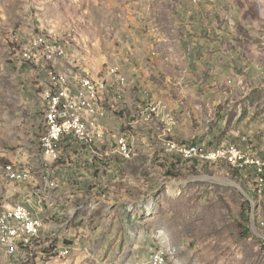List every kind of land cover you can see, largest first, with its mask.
Returning a JSON list of instances; mask_svg holds the SVG:
<instances>
[{"label":"rangeland","instance_id":"1","mask_svg":"<svg viewBox=\"0 0 264 264\" xmlns=\"http://www.w3.org/2000/svg\"><path fill=\"white\" fill-rule=\"evenodd\" d=\"M145 6V0H0V166L11 162L9 157L22 164L38 159L46 130L42 67L25 61L22 52L36 46L48 59L39 40L44 36L54 44H67L71 56L101 76L123 44L133 43L129 17ZM170 109L173 137L179 141L177 134L183 131L179 142L196 144L195 118L188 115L181 124ZM145 123L135 127V137L129 125L121 130L118 144L129 141L134 154L119 173L122 182L115 194L89 192L88 198L76 199L85 202L82 208L65 200L64 218L53 235L41 239L37 251L22 249L13 258L0 250V264H150L151 252L159 247L170 264H264V193L254 192L251 170L182 159L184 163H172L177 168L172 171L161 135L164 123ZM229 127L220 125V139L230 133ZM40 170H32L40 180L35 185V180L12 182L17 193L5 201L18 202L19 188L24 187L37 197L31 203L50 205V196L36 190L46 175ZM241 224L248 228L246 235ZM63 246L69 247L65 256L58 253Z\"/></svg>","mask_w":264,"mask_h":264},{"label":"crops","instance_id":"2","mask_svg":"<svg viewBox=\"0 0 264 264\" xmlns=\"http://www.w3.org/2000/svg\"><path fill=\"white\" fill-rule=\"evenodd\" d=\"M145 2L142 10L129 17L133 43H124L118 58L105 67L101 76L97 75L98 80L106 84L102 102L108 114L91 121L95 132L101 135L95 147L74 137H63L58 146L60 157L50 164L45 163L42 149L39 158L27 161L29 164L8 158L13 165L31 172L38 173V167L41 172L45 171L36 190L50 196L53 202L46 207L34 205L31 200L37 197L24 187L19 188L18 202L5 201L16 195L14 183L32 184L35 180V185L40 180L35 179L32 172L31 181L12 183L6 175L8 164L0 166V210L23 204L40 214L44 220L43 241L53 235L59 220L64 218L65 200L74 204L80 197L88 198L89 192L107 195L121 184L119 173L129 162L119 152L118 141L124 135L121 130L129 125L130 135L135 137L134 134H139L135 127L142 121L151 127L163 121L161 117L144 120L141 116L147 90L165 106V122L174 116L170 107L181 117V124L186 123L188 115L195 118L193 137L205 151L233 142L264 158V0ZM71 60L81 68L87 65L70 55L71 68ZM47 61L48 67L53 63L68 67L64 66L67 61L50 55ZM41 71V82L45 86L47 75ZM121 75L127 78V84L119 93ZM42 111L45 121L44 107ZM227 123L231 131L220 139V125ZM184 135L183 131L178 132L177 139L182 141ZM167 156H170L167 157L169 164L175 162L171 158L175 157L173 154L167 153ZM16 160L19 162H14ZM76 204L80 206L85 202Z\"/></svg>","mask_w":264,"mask_h":264},{"label":"bare ground","instance_id":"3","mask_svg":"<svg viewBox=\"0 0 264 264\" xmlns=\"http://www.w3.org/2000/svg\"><path fill=\"white\" fill-rule=\"evenodd\" d=\"M60 44L65 48V50H55L49 51V48H45V53L49 52L50 56L54 58H58V60L67 61L70 63V53L68 50L67 44L63 42L55 43ZM31 50H24L22 52V58L26 60V56L30 54ZM43 52V50H42ZM43 55V54H42ZM90 67H82V70H89ZM56 70L59 71V76L62 77V85H67V92L73 96L80 98H89V97H98L99 102H102V94L104 89H106V84L103 81L98 80L97 75L93 71V75H89L88 77H80L81 71H74L71 67H61L53 63L48 67V75H47V86H55L56 84ZM102 80V79H101ZM127 78L124 75L119 76V93H122L127 84ZM89 85V86H88ZM145 95V106L141 111V116L144 120H151L154 117H161L163 119L164 127L162 129L161 135L164 137V145L166 151L169 153H177L184 156L186 159L195 160V159H203L208 162H226L228 164L233 165V160H240V152H233L232 159L230 157H222L215 155V149L211 151H202V149H194V150H184V147H191V144L185 142H179L176 140L175 144H172V137L169 135H173L174 128L170 119L168 122H165V106L156 101L149 90L144 92ZM123 96V95H122ZM42 99L45 107V123H46V132L43 134L41 139V146L44 152V161L45 163H52L59 159L60 151L58 149V144L63 137H55V116H51L50 110V102H49V90H46V86H44L42 91ZM106 106V105H105ZM104 106V109H99L97 103H92V101H83L82 107H76L73 109V116L76 118H83L84 125H92V120L104 118L107 116V109ZM93 134L98 135L93 129ZM78 140L90 147H95V144L98 140V137H92L87 133L78 134ZM121 143V142H120ZM51 147V149L56 153L57 157H53L50 162V155L46 152L47 146ZM129 141L123 140L119 146L120 154L127 160L131 159L133 156V146ZM197 145V144H196ZM222 147H226L222 146ZM95 150V149H94ZM96 151V150H95ZM238 168H243L237 165H233ZM263 166H264V158H263ZM21 167H17L15 165H7V169H17ZM6 169V175H7ZM26 178L20 179H10L13 182H29L32 180V172L30 169L23 168ZM253 190L255 193L261 195L264 193V188L261 192L260 189L257 188V185H253ZM151 208V203L148 205ZM15 207L21 209V213L23 216H37L39 222L40 233H37L35 237H33L31 230L26 222H23L22 217L19 215L18 211H13ZM0 249L4 250L8 256L15 257L22 249L34 250L37 251L39 245L41 243L42 236V228L44 226V220L40 214H37L31 211L27 206L23 204H17L12 206L11 208H2L0 210ZM8 235H14V237H9ZM15 238H19L21 244H15ZM8 246H13L12 249H9ZM69 252V247L63 246L58 250V253L62 256L67 255ZM168 253V252H167ZM169 254V253H168ZM168 255L165 250L159 252V257H157V250H153L150 254V264H170L168 261Z\"/></svg>","mask_w":264,"mask_h":264},{"label":"built area","instance_id":"4","mask_svg":"<svg viewBox=\"0 0 264 264\" xmlns=\"http://www.w3.org/2000/svg\"><path fill=\"white\" fill-rule=\"evenodd\" d=\"M39 40L41 41V48H49V51L55 50H65L63 46L60 44H54L53 40L45 39L44 36H40ZM26 60L28 62H34L37 65H40L45 75H48V62L46 56L40 55V48L36 46L31 47L30 54L26 56ZM72 68L81 69L80 77H88L89 75H93V70H82L80 65L71 60ZM46 90H49V102H50V110L51 116H55V131L54 136L57 137H74L78 140V134L87 133L92 137H101V135L93 134V125H84L83 118H76L73 116V109L76 107H82L83 101H92V103H97L99 109H104V102H99L98 97H89V98H80L73 96L67 92V85H62V77L59 76V71L56 70V84L55 86H47L45 84ZM89 86V85H88ZM172 137V144H175L176 139L173 135H169ZM164 138V137H163ZM194 149H202L205 153V150L196 144H191V147H184L181 149L184 150H194ZM46 152L50 155V162L53 157H57L56 153L51 149V147L47 146ZM233 152H240V160H233V165H237L240 167H244L246 171L251 170L254 174L253 185H257V188L263 190L264 188V166H263V158L256 156L250 150H245L237 144H226V147H219L215 149V155L222 157H230L232 159ZM26 178L23 168L17 169H7V179H20ZM13 211H18L19 215L22 217L23 222H26L31 230L33 237L37 233H40L38 215L37 216H23L21 213V209L15 207ZM2 218V215H0ZM262 238L264 239V230H262ZM9 237H14V235H8ZM15 244H21L19 238H15ZM13 246H8L9 249H12ZM157 250V257H159V252L161 251V247L155 249Z\"/></svg>","mask_w":264,"mask_h":264},{"label":"trees","instance_id":"5","mask_svg":"<svg viewBox=\"0 0 264 264\" xmlns=\"http://www.w3.org/2000/svg\"><path fill=\"white\" fill-rule=\"evenodd\" d=\"M60 143V142H59ZM58 146H59V144H58ZM170 154H173V155H176L173 159L176 161V162H178V163H184L183 162V160L184 161H186V158H184V156H182L181 154H177V153H170ZM183 159V160H182ZM200 160H203V159H200ZM203 161H205V160H203ZM173 163V162H172ZM171 163V164H172ZM196 161H194V164L196 165ZM6 164H12L11 162H9V163H6ZM171 167H172V171H175L177 168H176V164H172L171 165ZM235 167V166H234ZM235 168H238V167H235ZM170 173V172H169ZM235 173L236 174H238L239 172H238V170L237 169H235ZM247 219L248 218H246L245 216H244V221L246 222L247 221ZM241 228L244 230V234L246 235L247 233H248V228H246L245 227V225H243V224H241Z\"/></svg>","mask_w":264,"mask_h":264}]
</instances>
